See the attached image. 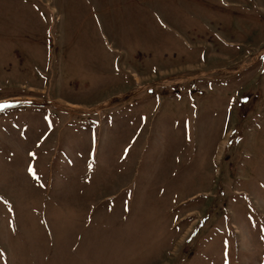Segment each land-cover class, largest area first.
<instances>
[{
  "label": "rangeland",
  "instance_id": "rangeland-1",
  "mask_svg": "<svg viewBox=\"0 0 264 264\" xmlns=\"http://www.w3.org/2000/svg\"><path fill=\"white\" fill-rule=\"evenodd\" d=\"M0 264H264V0H0Z\"/></svg>",
  "mask_w": 264,
  "mask_h": 264
},
{
  "label": "crops",
  "instance_id": "crops-1",
  "mask_svg": "<svg viewBox=\"0 0 264 264\" xmlns=\"http://www.w3.org/2000/svg\"><path fill=\"white\" fill-rule=\"evenodd\" d=\"M26 231H29V232H28V234L25 235ZM5 234H7V231L4 232V240L6 239V235ZM39 239L40 238L38 237L37 233L32 232L29 227H26V230L20 231L18 243H19V245H24L25 250H27V247L31 243V240H33V243L35 244V243H37V241ZM10 249H11V246L8 245V248H6V250H10Z\"/></svg>",
  "mask_w": 264,
  "mask_h": 264
}]
</instances>
